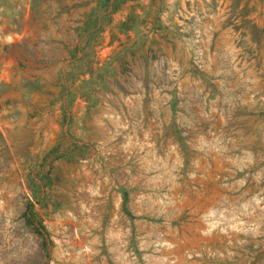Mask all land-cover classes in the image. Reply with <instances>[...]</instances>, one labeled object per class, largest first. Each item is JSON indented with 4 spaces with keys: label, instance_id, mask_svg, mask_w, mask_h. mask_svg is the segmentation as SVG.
Listing matches in <instances>:
<instances>
[{
    "label": "rangeland",
    "instance_id": "374dc122",
    "mask_svg": "<svg viewBox=\"0 0 264 264\" xmlns=\"http://www.w3.org/2000/svg\"><path fill=\"white\" fill-rule=\"evenodd\" d=\"M0 264H264V0H0Z\"/></svg>",
    "mask_w": 264,
    "mask_h": 264
},
{
    "label": "trees",
    "instance_id": "16d2710c",
    "mask_svg": "<svg viewBox=\"0 0 264 264\" xmlns=\"http://www.w3.org/2000/svg\"><path fill=\"white\" fill-rule=\"evenodd\" d=\"M109 4V3H108ZM111 8H113V5L111 6ZM108 15V14H107ZM97 19H95V21H96ZM88 33L90 34V33H92L91 31H88ZM28 221H30V216L28 217ZM32 223H33V221H32Z\"/></svg>",
    "mask_w": 264,
    "mask_h": 264
}]
</instances>
